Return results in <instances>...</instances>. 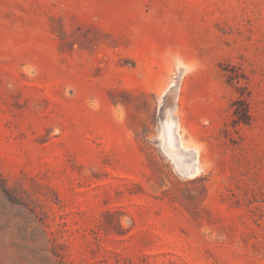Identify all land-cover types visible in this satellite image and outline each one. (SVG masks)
I'll return each mask as SVG.
<instances>
[{
	"label": "rangeland",
	"instance_id": "374dc122",
	"mask_svg": "<svg viewBox=\"0 0 264 264\" xmlns=\"http://www.w3.org/2000/svg\"><path fill=\"white\" fill-rule=\"evenodd\" d=\"M0 264H264V0H0Z\"/></svg>",
	"mask_w": 264,
	"mask_h": 264
}]
</instances>
